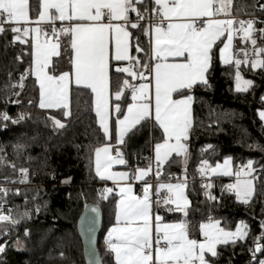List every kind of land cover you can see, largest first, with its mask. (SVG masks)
<instances>
[{
    "label": "snow or ice",
    "instance_id": "1",
    "mask_svg": "<svg viewBox=\"0 0 264 264\" xmlns=\"http://www.w3.org/2000/svg\"><path fill=\"white\" fill-rule=\"evenodd\" d=\"M153 3L152 12L159 19L144 27L141 21L146 20V0H39L41 10L34 21L29 16L30 10H35L30 0H0V34L11 31L13 42L22 44L28 43L25 38L34 34L31 44L33 64L21 75V82L13 87L23 88V80L29 74L34 75L41 109H61L65 117L70 116L71 87L75 85L94 95L95 114L107 140L115 134L117 143L124 144L130 131L149 122L162 130L163 142L154 145L157 177L154 193L152 183L146 179L153 171L152 161L147 168L137 169L132 175L115 173L111 171L113 164L127 163L119 148H116L115 155L111 154V144L94 149L95 173L101 180H112L116 184L128 180L144 183L142 196L133 193L131 184L119 186L118 192L104 188L100 193V199L104 200L110 195L117 197L115 225L105 241L108 251L114 254L115 264H210L206 254L217 257L218 245L235 244L237 240L245 239L249 235L248 225L240 222L235 231H230L220 227V221L209 217L207 222L199 225L203 240L190 238L191 227L187 220L190 201L185 194L187 181L175 184L160 181L161 166L169 162L173 153L183 156L185 164L187 162L188 149L184 141L188 140L192 127V89L197 85L208 86L207 73L217 41L227 33V42L220 49V59L225 65L234 64L237 91H248L253 83L241 77L239 69L242 64L250 63L252 69H264V47H258L253 38L256 31L254 20L217 18L221 14L230 17L232 0H153ZM137 5L145 6L144 10ZM260 9L264 11V4ZM130 12L136 13L135 22L129 17ZM56 21L69 23L57 29L54 26ZM45 22L52 25L51 33L46 30ZM129 28L141 29L144 35L152 37L149 59L154 63L143 62L132 54L133 48L136 53L145 52V49ZM259 31L264 37V28ZM238 34H242L240 39L245 44L250 41L251 50L241 48L230 53L234 36ZM61 36L69 38L71 68L59 75L49 74L52 58L61 55ZM113 61L117 65L116 73H127L133 80L145 82L137 86L129 79L121 81L117 78L116 90L111 91ZM125 61L128 66L120 67L119 64ZM148 76L152 79L149 80ZM125 91H130L131 103L122 114L119 102L126 99ZM113 110L117 119L114 129L110 130ZM121 114L123 118H119ZM259 116L264 120V111ZM23 118L21 115L20 119ZM9 119L7 113H0V120ZM50 119L57 127H65L59 119ZM17 122L12 120V123ZM253 163L249 160L247 165L233 170L231 158L215 167L204 160L199 171L202 175L210 170L212 175L234 176L235 182L226 185L224 190L234 192L242 203L247 204L254 194V177L249 178L255 171ZM20 173L24 177L20 182H26L28 170L20 169ZM205 187L211 188L212 185L209 183ZM162 190L166 192L161 197ZM0 192L7 195L6 189L0 188ZM16 194H19L18 190ZM153 194L158 197L155 201ZM209 199L215 200V197L209 195ZM154 204L157 208L163 204L168 212H180L185 219L167 223L161 215L153 212ZM169 205L174 207H167ZM28 216L27 211L22 214V217ZM19 222L11 209L5 214L4 200L0 197V223L16 225ZM261 228L264 229V222H261ZM4 250L0 245V253ZM252 251L264 252V246L256 244ZM258 264H264V260H259Z\"/></svg>",
    "mask_w": 264,
    "mask_h": 264
},
{
    "label": "trees",
    "instance_id": "2",
    "mask_svg": "<svg viewBox=\"0 0 264 264\" xmlns=\"http://www.w3.org/2000/svg\"><path fill=\"white\" fill-rule=\"evenodd\" d=\"M261 4L264 0H232L231 5V14L238 19L261 16V21L253 19L256 29L253 38L258 47H264V37L259 31L264 28ZM30 5L35 9L30 10L31 16L35 17L40 11L39 0H30ZM146 6V20L141 21L144 27L149 26L147 18L155 6L153 0H146ZM137 7L143 11L145 6ZM130 19L134 21L136 13L130 12ZM129 29L134 37H139L140 46L145 49V52L136 53L133 48L132 54L150 63V37L141 29ZM241 35L235 36L234 52L252 48L250 41L245 44L240 39ZM59 38L62 39L61 55L54 61L64 64L63 69H70L67 36ZM13 40L11 31L0 34V109L11 118L3 121L4 132L0 137V183L7 190V195L1 192L0 197L20 222L16 225L0 223V245L5 248L0 253V264H87L78 224L88 204L99 206L103 214L97 242L100 262L115 264L103 242L107 227L115 220L117 197L110 195L107 200L100 199L106 183L95 173L94 149L107 140L94 112L93 94L73 85L71 115L68 117L61 109H41L38 106L39 87L33 75L29 74L23 80V88L13 87L32 66L31 39L24 44ZM220 46L221 41L213 48L207 73L208 86L197 85L192 89L193 120L186 140L187 162L185 164L183 156L173 155L163 165L162 178L174 174L189 179L186 190L191 200L187 217L190 234L197 235L199 225L209 217L230 229L239 222L248 225L249 235L245 239L219 245V255L211 257V261L216 264H258L264 252L253 253L252 249L256 244L264 246V229L261 228V222H264V121L258 114L264 108V69H252L250 63L242 64L240 71L253 83L248 91H237L236 68L234 64L225 65L221 61ZM117 78L135 83L125 73H116L112 68L113 92ZM129 92L125 91L126 99L120 101L122 114L130 101ZM21 115L23 119H20ZM50 117L59 119L65 127H57ZM12 120L18 122L12 123ZM162 137V130L153 127L151 122L130 131L125 143L120 145L127 161L125 168L133 174L137 168L148 166L154 144ZM225 158H231L234 167L244 166L249 160L254 162L253 175L257 176V182L249 203H242L235 193L224 190L232 176L216 177L210 188V195L215 200L201 193L198 170L202 161L207 160L211 166ZM23 168H34L36 174L28 176L30 180L16 194V185L12 181ZM26 211L29 216L22 217Z\"/></svg>",
    "mask_w": 264,
    "mask_h": 264
},
{
    "label": "crops",
    "instance_id": "3",
    "mask_svg": "<svg viewBox=\"0 0 264 264\" xmlns=\"http://www.w3.org/2000/svg\"><path fill=\"white\" fill-rule=\"evenodd\" d=\"M41 10V9H40ZM29 16H30V20H35V19H37V15L35 16V17H32L31 16V13L29 12ZM129 17H130V13H129ZM217 18H221V19H224V18H235L236 20H241V19H238V18H236L234 15H232V14H230V17H225L223 14H221L219 17H217ZM57 22H61V21H57ZM61 23H64V24H68L69 22L68 21H64V22H61ZM31 27H35V24H31L30 25ZM130 30V29H129ZM34 34H30L28 37H27V39H31V41H32V36H33ZM150 37V40L152 39V37L151 36H149ZM227 33H225V36L224 37H221V46H220V48H219V56H220V49L223 47V43H226L227 42ZM60 39V41H61V46H62V39L61 38H59ZM66 40H67V43L69 44V38L67 37V38H65ZM234 39H235V36H234ZM234 39H233V46H232V50H233V53H234ZM217 42H219V41H217ZM61 46H60V51L62 50L61 49ZM151 43H150V54H151ZM214 47H215V45H214ZM213 47V48H214ZM70 49V48H69ZM71 52V51H70ZM70 56H71V54H70ZM56 57H53L52 58V64H51V66H50V68L48 69V71H49V74H53V75H59L60 73H62L63 71H70V69H63L64 68V64H61V62H55L54 61V59H55ZM70 59V58H69ZM169 60L171 61L172 60V58H169ZM222 61V60H221ZM70 63V62H69ZM113 63V67L112 68H115L117 65H116V62L115 61H113L112 62ZM150 63H154V61H150ZM32 64H33V57H32ZM71 66V65H70ZM119 66L120 67H127L128 66V62H121L120 64H119ZM53 69H55V71H53ZM126 75H127V73H125ZM240 74H241V77L244 79V80H248V79H246L244 76H243V74H242V72H240ZM145 75L147 76L148 75V73L147 72H145ZM34 76V75H33ZM128 76V75H127ZM34 78H35V76H34ZM110 79H111V81H112V69H111V71H110ZM132 79V78H131ZM148 79L149 80H151L152 79V77L151 76H148ZM133 80V79H132ZM133 81H135V83L134 84H136L137 86L139 85V83H141V82H145V81H141V80H133ZM154 83V82H153ZM38 84V83H37ZM235 85H236V80H235ZM75 86V85H74ZM111 91H112V88H111ZM129 103H131V93L129 92ZM113 103H115V101H114V98H113ZM120 103V102H119ZM93 106H94V95H93ZM126 107H127V105H126ZM261 111H264V108H262V109H260L259 111H258V114L261 112ZM94 112H95V110H94ZM124 112H126V108H125V111ZM191 116H192V120H193V112H192V109H191ZM260 117V116H259ZM96 118H97V121H98V124H99V120H98V117L96 116ZM115 118V120H114V122H113V119ZM119 118H123L122 116H120ZM116 119H117V114L114 112V110L111 112V115H110V120H109V123H110V130H112V129H114V126H115V121H116ZM264 121V120H263ZM102 130V129H101ZM103 132V131H102ZM107 140V139H106ZM159 142H163V140H161V141H159ZM159 142H157V143H159ZM184 143L187 145V143H186V141H184ZM105 144H111L112 146H113V150H112V155H115V152H116V148L118 147L119 148V150L122 152V150H121V148H120V145L121 144H118L117 143V139H116V136H115V134H113L112 135V138H111V140H107V142L106 143H104V144H102V145H100V146H104ZM156 144V143H155ZM154 144V145H155ZM99 146V147H100ZM123 153V152H122ZM173 155H176L175 153H173L172 154V156ZM124 156V155H123ZM171 156V157H172ZM125 159V158H124ZM227 159V158H226ZM152 161L153 162H155V152H154V147H153V151H152ZM232 166H233V164H232ZM148 166H145V167H139V168H137V169H143V168H147ZM211 167H214V165H211ZM234 166H233V170H234ZM136 169V170H137ZM94 170H95V164H94ZM111 171L112 172H115V173H119V172H128L129 173V175H132L131 173H130V171L128 170V169H126L125 168V164L124 165H120V164H113L112 165V168H111ZM151 174V173H150ZM150 174H149V176H150ZM253 174H254V172L252 173V177H249V178H253ZM208 175H209V178H210V181H209V183L212 185V186H214V182H215V180H216V177H218V176H223V175H219V174H217V175H212L211 173H210V170H209V173H208ZM149 176L148 177H146V179L148 180L149 179ZM105 183H106V185L103 187V189L104 188H112V187H115L116 189L114 190V192H118V190H119V186H124V185H126V184H131L132 185V188H133V193L135 194V195H137V196H139L138 195V193H137V191H136V187H135V183L136 182H143V181H135V180H128V181H119L118 182V184H116V183H114L112 180H103ZM162 182H165V183H172V184H175V183H177V182H180V181H173V182H167V181H162ZM235 182V177L234 176H232V179L230 180V182L229 183H227L226 185H228V184H231V183H234ZM225 185V186H226ZM253 186H254V191H255V184H254V180H253ZM232 193H234V192H232ZM185 194H186V196H187V198H188V200L191 202V200H190V198H189V196H188V194H187V190L185 189ZM252 198V197H251ZM251 198H250V200H251ZM167 207H174V205H169V206H167ZM153 212L154 213H158L159 215H161L163 218H164V221L165 222H167V223H175V222H178V221H180V220H183V219H185V217L183 216V214L182 213H180V212H168L167 210H166V206H164L163 204H161V206L159 207V208H157L156 206H155V204L153 205ZM171 214H173L174 216L173 217H171ZM114 219H115V216H114ZM214 220H217V219H214ZM208 220H206V221H204L203 223H205V222H207ZM219 221V220H218ZM240 224V222L237 224V226ZM115 225V220H114V222L113 223H111L108 227H107V231H106V233H105V236H104V242L103 243H105V241H106V239H107V234H108V232H109V230L113 227ZM237 226L235 227V228H233V229H230V228H226V227H224L222 224H221V222H220V227H222V228H225L226 230H230V231H235V229L237 228ZM190 238H193V239H197L198 241H202L203 240V236L201 235V233H200V230L198 231V233H197V235H192V234H190ZM218 247H219V245L217 246V249H218ZM113 255V257H114V254H112ZM210 258H211V256H210V254H206V259H208L209 261H210V264H216V263H214L213 261H211L210 260Z\"/></svg>",
    "mask_w": 264,
    "mask_h": 264
},
{
    "label": "built area",
    "instance_id": "4",
    "mask_svg": "<svg viewBox=\"0 0 264 264\" xmlns=\"http://www.w3.org/2000/svg\"><path fill=\"white\" fill-rule=\"evenodd\" d=\"M158 19H159V17L156 16L155 14H153V12H152V13H150L149 17L147 18V23H148V25H150V24H154ZM240 19H241V20H245V21H246V20H249V19H252V20H253V19H257V20L261 21V16H260V15H254V16H250V17H240ZM133 22H135V20H134ZM62 25H66V24H64V23H59V22L56 21L54 26H55L57 29H59ZM44 26H45L46 30H47L49 33H51L52 25H50V24H48L47 22H45ZM25 39H27V37H26ZM0 113H6V112H5L4 110L0 109ZM3 121H4V120H0V137H1V135L3 134V132H4L3 125H2ZM150 161H152V155H151V157H150ZM152 165H153V171H152V173L150 174L148 181H150V182L152 183V185H153V189H152V191H153V193H154V192H155V188H156V186H157V177L155 176V168H156L155 162L152 161ZM241 166H242V165H239V166L235 167L234 170L237 169V168H239V167H241ZM199 169H200V168H199ZM163 172H164V166L162 165V166H161V175H160V177H159V180H160V181L173 182V181H184L185 179H186L187 182L189 181V179H187V178H179V177H177V176L174 175V174L170 175L167 179L162 178ZM208 173H209V170H206V174L202 175V174L200 173V171L198 170V178H199V180H198V184H199V186H200V188H201V193H202L203 195L209 197V195H210V188H206V187H205V185L209 184V181H210V178H209ZM253 177H254L253 180H254V182L256 183V182H257V176H256V175H253ZM16 179H17V181H16V183H15V185H16V190H19L21 187L25 186L26 183H28V181L30 180L29 177H28V174H27L26 182L21 183L20 181H21L22 179H24V177L21 176L20 170L18 171V174H17V178H16ZM135 187H136V191H137L138 195H139V196H142V195H143V187H144V183H143V182H136V183H135ZM0 188L4 189V184L0 183ZM112 188H113L114 190L116 189L115 187H112ZM165 192H166V190H162V192H161V197L165 194ZM0 193H1V192H0ZM157 198H158V197H157L156 195L153 194V196H152L153 201H155ZM10 208H11V207H10L8 204L4 203V211H5V214H7L8 210H9ZM255 247H256V246H255ZM104 249H105V250H108V249H107V246H106V243H104ZM256 253H258V252H256ZM259 260H264V256L260 257Z\"/></svg>",
    "mask_w": 264,
    "mask_h": 264
},
{
    "label": "water",
    "instance_id": "5",
    "mask_svg": "<svg viewBox=\"0 0 264 264\" xmlns=\"http://www.w3.org/2000/svg\"><path fill=\"white\" fill-rule=\"evenodd\" d=\"M93 208L96 211H93ZM103 224V214L99 206L88 204L79 217L78 228L83 242L84 257L87 264H102L99 259L98 238Z\"/></svg>",
    "mask_w": 264,
    "mask_h": 264
},
{
    "label": "rangeland",
    "instance_id": "6",
    "mask_svg": "<svg viewBox=\"0 0 264 264\" xmlns=\"http://www.w3.org/2000/svg\"><path fill=\"white\" fill-rule=\"evenodd\" d=\"M230 53H233V50H232V48L230 49ZM239 71H240V69H239ZM241 72V71H240ZM226 159V158H225ZM225 159H223V160H221V161H218V162H216L215 164H214V167H215V165L217 164V163H220V164H222L223 163V161L225 160ZM245 165H247V164H245ZM232 168H233V166H232ZM23 169H27V168H23ZM28 170V176L30 177L31 175H34V174H36V170L33 168V169H31V170H29V169H27ZM16 181H17V179L15 178V179H13V184H15L16 183ZM254 184H255V182H254ZM187 188V187H186ZM185 188V189H186ZM19 191V190H18ZM17 192V191H16Z\"/></svg>",
    "mask_w": 264,
    "mask_h": 264
}]
</instances>
